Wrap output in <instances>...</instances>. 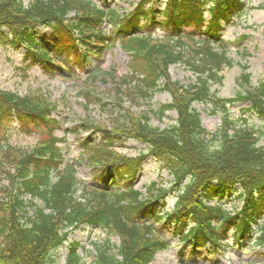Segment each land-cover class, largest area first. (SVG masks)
<instances>
[{
	"label": "trees",
	"instance_id": "obj_1",
	"mask_svg": "<svg viewBox=\"0 0 264 264\" xmlns=\"http://www.w3.org/2000/svg\"><path fill=\"white\" fill-rule=\"evenodd\" d=\"M149 2L141 0L119 19L114 11L87 0H37L27 7L22 0H0V47L25 49L26 58L48 73L90 64L116 44L129 58V74L114 87L118 112L108 126L81 122L70 130L73 135L99 136L95 143L88 137L78 142L102 187L80 183L71 167L60 171L63 139L55 135L60 124L52 117L55 106L43 93L0 91V142L10 130L39 137L31 151L0 150V181L7 182L0 186V264H57L52 253L66 241L65 231L82 225L119 240L114 254L106 243L93 264H151L157 252L167 249L152 231V224L159 222L171 227L179 244L191 251L206 245L221 249L223 242L251 238L264 247V224H258L264 218V147L258 145L262 133L227 113V106L242 102L249 105L242 116L264 119V81L233 99L216 98L211 91L221 85L223 69L232 66L225 55L231 43L222 39V26H233L250 10L264 11V4L253 8L239 0H165L163 11L154 13L143 9ZM152 14L158 18H149ZM206 14L209 21L203 25ZM107 24L112 27L105 34ZM37 27L51 30L56 42L47 46L37 40ZM158 28L162 37H151ZM173 65L192 75L188 87L170 81ZM95 77L79 92L85 106L100 104L91 85ZM238 84L249 85V75L242 73ZM161 91L169 92L172 101L156 110V118L169 111L177 116L175 125L163 130L150 127L148 114L134 115L122 107L123 98L149 101ZM193 105H210L211 114L222 115L215 133L201 127ZM126 139L144 144L146 154L130 158L114 152V144ZM148 156L172 178L168 191L175 202L169 214L163 212L167 191L150 184L142 197L133 189ZM236 188L244 208L230 216L219 202ZM78 249L77 243L67 246L66 264L80 263Z\"/></svg>",
	"mask_w": 264,
	"mask_h": 264
},
{
	"label": "rangeland",
	"instance_id": "obj_2",
	"mask_svg": "<svg viewBox=\"0 0 264 264\" xmlns=\"http://www.w3.org/2000/svg\"><path fill=\"white\" fill-rule=\"evenodd\" d=\"M35 0H23L28 6ZM98 6L107 7L117 13L118 16L127 15L131 12L140 0H92ZM245 4L256 7L262 5L264 0H240ZM163 0L156 2L152 0L145 9L152 8L154 12L161 11ZM145 20H141L139 25H144ZM146 32L144 29L141 33ZM36 39L47 46L56 42L52 32L43 28L35 30ZM154 37L162 36L161 30L151 32ZM222 39L232 45H227L226 53L231 61V68H224L221 72L223 78L220 86L212 87L211 91L216 98L232 99L237 93L243 94L248 89L255 88L258 83L264 81V12L252 10L236 21L235 26L224 28ZM91 66L78 69L69 68L67 74L64 72H47L39 63H31L25 57V51H13L9 48H0V90L13 92L20 96L40 90L50 98L56 105L54 118L60 122L61 128L55 135L59 139H64V143L59 147L63 156L64 164L75 171V175L80 183L99 186L94 179V174L85 167L83 155L79 149L76 139H83L87 134L76 137L70 133L72 127L78 125L80 121L88 120L99 124L107 125L111 117L117 115L118 108L115 106L112 91L115 85L119 84L129 73L127 70V54L119 48L108 49L100 58L90 60ZM242 67L246 68L245 73L250 75L249 86L239 87L237 80L242 74ZM169 76L172 82L182 86L189 85L194 78L192 75L179 66L169 68ZM96 75L92 81V88L96 91L104 104L103 110L100 104L85 109L81 98L78 96L80 89H84L89 84V80ZM111 91V92H109ZM171 102V95L168 92H158L149 101L130 102L126 98L122 102V107L130 110L133 114L139 115L144 112L149 114L150 125L153 128L163 130L171 125H175L176 116L168 112L162 119L155 117L156 109ZM248 107L245 103L235 104L227 107L229 117L237 121L241 118L246 120L248 127L259 135V146H264V119H257L249 115L242 116V110ZM193 110L199 115L202 128L209 134L215 133L221 124V114L216 112L211 114L210 105H194ZM2 134H0L1 137ZM89 140L97 142L98 137L90 135ZM38 141V135L29 137L19 134L13 130L9 132L8 138L0 145H9L16 149H32ZM115 151L128 156L137 157L146 152V147L133 140H123L114 144ZM171 177L151 160H146L134 181V188L144 194L148 184L155 183L161 189H168ZM4 184V183H2ZM1 185V184H0ZM238 189L232 192L220 203L224 210L231 214H237L243 209L244 200L239 198ZM165 212L172 210L173 194L167 197ZM39 204V203H37ZM264 223V220H260ZM156 236L163 238L168 245L165 252L155 255L152 264H264V248L258 247L251 240L247 239L237 245L225 244L222 249L214 250L208 247L191 252L186 245H177V238L173 235L171 228L164 223L153 225ZM73 243L79 244L77 255L79 264H93L99 252L108 243L110 254H114L119 242L116 237L109 236L106 232L92 230L86 226L70 229L67 240L55 253H52L57 264H65L68 254L67 246Z\"/></svg>",
	"mask_w": 264,
	"mask_h": 264
}]
</instances>
